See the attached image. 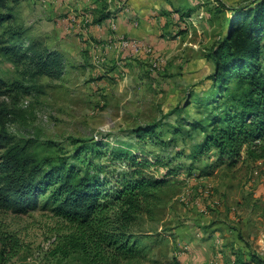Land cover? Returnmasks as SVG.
I'll use <instances>...</instances> for the list:
<instances>
[{
    "label": "rangeland",
    "instance_id": "obj_1",
    "mask_svg": "<svg viewBox=\"0 0 264 264\" xmlns=\"http://www.w3.org/2000/svg\"><path fill=\"white\" fill-rule=\"evenodd\" d=\"M50 1L25 0L19 15L31 36L53 47L42 35L50 32L44 16L68 15L44 12ZM255 1L141 0L158 15L156 43L133 37L138 52L123 58L112 49L111 59L105 58L99 68L93 63L75 67L66 59L58 80L32 79L23 67L0 56V79L10 88L17 84L32 90L0 99L12 113L6 127L11 136L37 146L52 144L54 150L69 154L100 144L104 151L123 148L150 161L148 173L166 181L156 193L151 216L142 220L141 229L148 232L143 256L122 264H185L182 258L191 256H200L199 264H232L207 260L213 261L221 246L232 254L228 246L233 244L235 255L264 264V161L220 164L214 152L196 162L188 159L203 138L193 125L207 117L216 91L210 79L215 72L212 50L227 36L233 10ZM83 3L95 6L94 18L110 5L114 12L105 13L110 16L130 8L128 0ZM10 26L0 29L5 39ZM99 161L109 173L125 169L108 163L107 156ZM212 164L214 173L201 177ZM45 198L27 214L0 211V264H84L76 257L52 259L51 251L71 233V225L51 204L44 205Z\"/></svg>",
    "mask_w": 264,
    "mask_h": 264
},
{
    "label": "trees",
    "instance_id": "obj_2",
    "mask_svg": "<svg viewBox=\"0 0 264 264\" xmlns=\"http://www.w3.org/2000/svg\"><path fill=\"white\" fill-rule=\"evenodd\" d=\"M24 1L0 0V29L11 25L8 38L0 34V56L32 79H61L66 59L29 34L19 15ZM228 27L211 53L216 91L207 117L193 125L203 138L188 154L192 162L211 152L220 164L264 161V0L233 10ZM16 85L10 88L0 79V99L32 91ZM11 114L0 103V211L27 214L46 195L44 205L51 204L71 225V233L51 251L56 261L76 257L84 264H122L142 257L148 233L142 220L151 216L156 193L166 184L148 173L151 162L123 148L104 151V144L73 154L52 144L37 146L9 134ZM102 156L125 169L109 173ZM214 168L208 166L200 176H211Z\"/></svg>",
    "mask_w": 264,
    "mask_h": 264
},
{
    "label": "crops",
    "instance_id": "obj_3",
    "mask_svg": "<svg viewBox=\"0 0 264 264\" xmlns=\"http://www.w3.org/2000/svg\"><path fill=\"white\" fill-rule=\"evenodd\" d=\"M83 1L53 0L44 5V7L48 6V10H44L47 14L58 15V12L60 13L61 11L68 15L67 17L56 16V18L54 17L55 19H51L50 16H44V22L48 25L50 32L42 35L47 38V43L53 42V47L49 45L50 47L48 46V48L63 54L72 66L88 67L89 64L93 63L99 68V65H103L100 64L102 61L106 62V59H111L112 49L116 50V53H120L121 57L126 58L129 53L138 52L133 50V41H130L133 37L138 39L145 38L153 44L156 43L158 15L154 16L153 9L146 5V2H144L145 6H143L140 3L141 0H128L130 8L120 9L117 14L112 16L105 14L114 12L110 5L108 9H104L105 11H102V9L97 11L101 15L100 18H94L95 6H87ZM104 14L107 18L103 16ZM164 19L163 16L159 18L160 21ZM91 57H93V60L89 59ZM73 58L78 59L75 61L76 64L72 63L74 62ZM203 178H199V180ZM236 248V244L228 246V249L232 252V254H229L223 246L218 247L216 248L218 254L213 258V261L210 260L211 258L206 260L208 262L211 261L210 263L230 261L232 264L238 260L236 264H251L254 259L245 255L244 257L241 254L235 255L234 253L237 252ZM182 261L185 264H199V262H202V258L200 256L199 258L195 256L183 257Z\"/></svg>",
    "mask_w": 264,
    "mask_h": 264
}]
</instances>
